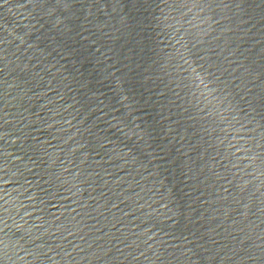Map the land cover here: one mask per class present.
I'll list each match as a JSON object with an SVG mask.
<instances>
[{
  "label": "water",
  "instance_id": "water-1",
  "mask_svg": "<svg viewBox=\"0 0 264 264\" xmlns=\"http://www.w3.org/2000/svg\"><path fill=\"white\" fill-rule=\"evenodd\" d=\"M0 264H264V0H0Z\"/></svg>",
  "mask_w": 264,
  "mask_h": 264
},
{
  "label": "snow or ice",
  "instance_id": "snow-or-ice-1",
  "mask_svg": "<svg viewBox=\"0 0 264 264\" xmlns=\"http://www.w3.org/2000/svg\"><path fill=\"white\" fill-rule=\"evenodd\" d=\"M197 81H199V84H204V87L207 88V84L204 82V79L202 78L201 74L196 73L195 70L193 69V75L191 77V83L194 87L199 88V84H197Z\"/></svg>",
  "mask_w": 264,
  "mask_h": 264
}]
</instances>
